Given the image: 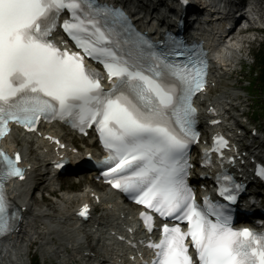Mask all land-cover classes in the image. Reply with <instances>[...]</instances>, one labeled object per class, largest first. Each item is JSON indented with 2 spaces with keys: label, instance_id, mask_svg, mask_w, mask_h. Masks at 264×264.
Returning <instances> with one entry per match:
<instances>
[{
  "label": "snow or ice",
  "instance_id": "obj_1",
  "mask_svg": "<svg viewBox=\"0 0 264 264\" xmlns=\"http://www.w3.org/2000/svg\"><path fill=\"white\" fill-rule=\"evenodd\" d=\"M65 12L69 18L61 24ZM59 29L103 65L110 88L102 87L101 73L87 68L79 52L58 47L52 37ZM206 70V59L181 42L158 51L121 9L96 0H0V131L9 119L33 126L41 117L65 120L81 131L95 126L109 152L97 162L108 182L178 222L165 223L162 238L150 245L157 250L153 264H264V233L234 229L228 204L205 197L200 205L187 183L188 149L198 136L192 98L204 86ZM0 158L5 234L12 229L3 182L23 174L6 154ZM257 174L264 178V165ZM217 183L219 195L235 204L242 186L226 173ZM87 212L85 205L79 214ZM141 217L146 223L153 219L147 212ZM183 222L186 230L179 226Z\"/></svg>",
  "mask_w": 264,
  "mask_h": 264
},
{
  "label": "bare ground",
  "instance_id": "obj_2",
  "mask_svg": "<svg viewBox=\"0 0 264 264\" xmlns=\"http://www.w3.org/2000/svg\"><path fill=\"white\" fill-rule=\"evenodd\" d=\"M233 65H234V61H230V63L226 64V66L222 69L221 72H220V69H217L216 72H217V74H220L223 71H226L229 68H232ZM222 66H224V64ZM230 71H228V72H230ZM238 95H239L238 93L234 94V95H227V96H223L220 98H216L214 100L216 104L217 103L223 104L224 109H222V110H221L220 106L218 104L217 105H218L219 110H221L220 111L221 113L224 110V112H225L224 116H227L228 114H231L234 111V107L236 105L234 106L233 102L237 100L234 97H236ZM230 119L236 120V116H231ZM227 122H228V120H227ZM59 134H61V132H59ZM15 137L17 138L16 140H13V141L9 140L6 142L8 146L11 147V146L16 144L17 147H19L23 150L25 156H29L31 154L30 151L35 150L37 153V156L38 157L40 156L44 159V157H43L44 155H41V152H39V149L40 148H46V145L40 147L38 142L30 141L29 137H25L24 142H20L19 141V139L21 138L20 133L18 135H15ZM63 137L68 142L74 141L71 138H69L68 134L63 135ZM9 142H11V144ZM31 143H32L33 148L30 147ZM90 146H92V145L90 144ZM82 158H83V155L81 157H78V159H82ZM44 160L46 161V159H44ZM33 164L36 166L39 165V164H37V162H33ZM49 165L50 164H48V166ZM34 172H38V170L35 169ZM38 175L40 176L41 174H38ZM46 180H48V179H46ZM46 183H47V181L42 183V185L46 186ZM30 194H31V186H27L26 189H16V190H13V192H12V195L14 196V198L16 200L25 201L26 204L29 201ZM87 196L88 195H85L84 192L75 193V194L71 193L69 195L64 194L63 198H61L60 201L56 202V205H59L60 209L64 210V212L62 214L55 215V214H52V213L46 212V211H44L41 214V221H42L41 223H42V225H45L49 234L51 235V236L46 237L43 240V242L46 241V242H48V244L53 242L52 246L49 247L50 251L55 252V253L60 252L58 254L59 258H62V257L64 259L67 258L66 260L70 263L82 264V263H80V260L82 259V255H80V252L77 251V249L82 246V243H85L86 236L84 235V232L80 228L75 230L70 225L65 226V224H64L63 226H60L61 221L58 220V218H60L61 220H63V222H66V223H68L69 220H72L73 216L70 212L71 204L79 201L80 199H84ZM102 197L104 199H107L108 194L104 192L102 194ZM109 197H110V195H109ZM54 203L55 202H53V204ZM110 204H113V206H115V203H113V201H108V200L105 201V206H108ZM20 232L18 234H20ZM18 234H14L13 235L14 237L8 239L6 241V243L1 246V248H0V264H19L21 262L23 263V259H24L23 254H22L23 252H18V261H19L18 263H17V261H12V259H10V258H9L10 263L7 262V256H6L7 252H9L11 249H14L13 247L20 246L18 244L19 241L17 239L19 236ZM70 244L72 245V247H70V250H69L68 247L70 246ZM57 245H58V248L55 247ZM75 250L77 252H74Z\"/></svg>",
  "mask_w": 264,
  "mask_h": 264
},
{
  "label": "rangeland",
  "instance_id": "obj_3",
  "mask_svg": "<svg viewBox=\"0 0 264 264\" xmlns=\"http://www.w3.org/2000/svg\"><path fill=\"white\" fill-rule=\"evenodd\" d=\"M256 48H258V46H256ZM249 63H252V58H251V60H249ZM248 69H249V67H246V68L244 67L242 72L237 73L231 80H229L225 83V87H226V90H232L231 88H232L233 84L237 83L239 85V88L236 91H238L240 93V95L243 97L244 101H248L249 104L251 105L249 117L251 119H253L255 117L257 124L260 126V128L262 130H264V109H260L257 107L258 105H260L261 100H263V99H260L257 97L258 96L261 97L262 94L260 93V91L258 89H249L248 87L246 88V86H245L248 83L247 80L249 79V74L247 72ZM242 78H243V81H242V83H240V80ZM238 92L235 93V91H234V92H225V93H227L228 95H234V94H237ZM259 101H260V103H259ZM244 108H247V107H244ZM255 108L257 109V111H255ZM83 142L85 143V141H83ZM87 183L93 184L90 181H87ZM32 203H34V200H32ZM37 249H32V254L34 252L36 254L37 253L40 254L41 264H56V262L53 260L52 257L45 258V260H42V257H43L41 254L42 248H39V250H37ZM30 258H31V256H30ZM18 262L19 261H17V263ZM19 264H30V260L28 258L27 259L25 258L24 263L21 262Z\"/></svg>",
  "mask_w": 264,
  "mask_h": 264
},
{
  "label": "trees",
  "instance_id": "obj_4",
  "mask_svg": "<svg viewBox=\"0 0 264 264\" xmlns=\"http://www.w3.org/2000/svg\"><path fill=\"white\" fill-rule=\"evenodd\" d=\"M258 64L260 66V76L257 80V83H255V85L259 87L264 98V51L260 53Z\"/></svg>",
  "mask_w": 264,
  "mask_h": 264
}]
</instances>
